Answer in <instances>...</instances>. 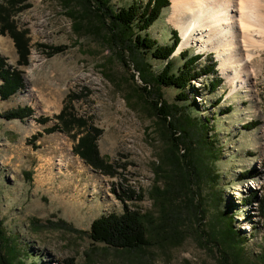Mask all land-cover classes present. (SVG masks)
<instances>
[{"label":"rangeland","instance_id":"obj_1","mask_svg":"<svg viewBox=\"0 0 264 264\" xmlns=\"http://www.w3.org/2000/svg\"><path fill=\"white\" fill-rule=\"evenodd\" d=\"M147 2L0 0V26L7 31L0 33V60L20 80L15 94L0 96V114L30 111L20 120L0 118V264H219L204 234L217 212L233 218L246 262L264 264V49L248 64L247 84L232 90L214 51L195 44L177 51L180 35L168 21L169 0L138 31ZM132 4L138 9L130 35L149 39L152 51L171 44L176 32L172 72L184 64L183 52L199 57L191 69L197 75L184 89L187 100L177 101L178 89L158 87L153 78L142 81V64L157 76L165 61L149 49L136 51L127 34L119 38L121 29L112 28L111 16ZM5 25L21 38L26 65ZM208 66L214 72L203 74ZM161 102L176 109V117L187 107L191 118L206 121L207 139L218 149L217 183L201 187L205 219L196 222L183 210L184 229L165 243L149 239L121 249L96 241L90 226L101 216L124 208L148 220L159 215L149 193L154 169L163 170L161 181L172 176L164 132L172 119L162 122ZM63 107L82 127L50 132ZM86 132L102 170L74 151Z\"/></svg>","mask_w":264,"mask_h":264},{"label":"trees","instance_id":"obj_2","mask_svg":"<svg viewBox=\"0 0 264 264\" xmlns=\"http://www.w3.org/2000/svg\"><path fill=\"white\" fill-rule=\"evenodd\" d=\"M167 5L168 0H148L138 16L140 24H138V31L146 30L157 19L160 10ZM137 9L132 4L127 9L119 10L113 17L111 16L113 20L112 28L121 29L117 34L119 38L123 34H127L126 41L132 42L136 51L141 50V47L149 49L151 56L165 61L164 69L157 76H153L149 70H146L145 65L142 64L141 67V62H139L138 65L142 68L139 71L141 72L142 81H145L144 77L153 78L158 87L178 89L180 92L176 96L177 101L187 100L184 89L189 84L190 79L197 75L195 72L191 74V69L193 71V66L199 57H187V53L183 52L182 60H185L184 64L176 72H172L174 63L171 55L175 52L178 43L176 32L172 33L173 41L171 44L152 51L149 39L142 38L138 33L130 35L137 17ZM3 11V7L0 6V24L3 23ZM5 27L8 28V34L17 49L18 61H21V65H26L27 53L21 38L18 34L9 32L7 25ZM5 31L6 29L0 26V33L4 34ZM129 52L132 54L134 51ZM213 67H203V71H200L206 75L211 74L214 72ZM0 80L3 81L0 85L2 99H7L15 94L20 87V80H17L15 74L4 69L2 60H0ZM216 85L217 83L214 81L213 84L209 85V89L215 88ZM142 90L145 91V87ZM160 105L161 108L158 111L162 113V122L166 123L167 117L172 119V121L169 120L167 129L164 131L168 139L166 141L165 159L170 164L172 176L168 181H161L160 179L164 178L162 175L163 170L154 169L156 180L149 193L159 215L152 220H148L145 215L140 216L124 208L123 213L120 215L111 213L101 216L94 220L90 226L91 237L96 241L121 249L145 246L149 239L165 243L174 240L177 232L184 229H182L185 226L182 222L184 218L183 210L188 211L190 216L193 213L192 217L196 222L205 219L204 209H206L205 205L207 206V204L204 201L205 199L201 197V187L217 183L218 176L213 171V165L218 161V149L207 139V122L191 118L189 113L185 112L189 108L184 107L180 115L176 117L174 115L176 109L171 110L162 102ZM67 111L66 107H63L60 113L53 117L57 124L49 129L50 132H56L58 129L68 131L72 127H82L83 122L70 113L68 114ZM29 112L28 108H18L0 114V118L9 121L20 120L23 119L24 114L28 115ZM92 139L91 132H86L78 139L74 151L87 165L102 170L94 148L89 146L88 149V144ZM232 222L233 218L231 216L224 212H217L212 224L210 223V231L204 233L207 235L206 243H212L219 264H248L244 257L242 241L238 238Z\"/></svg>","mask_w":264,"mask_h":264},{"label":"bare ground","instance_id":"obj_3","mask_svg":"<svg viewBox=\"0 0 264 264\" xmlns=\"http://www.w3.org/2000/svg\"><path fill=\"white\" fill-rule=\"evenodd\" d=\"M179 47L214 51L232 90L252 75L248 64L264 49V0H169ZM1 41V38H0Z\"/></svg>","mask_w":264,"mask_h":264}]
</instances>
